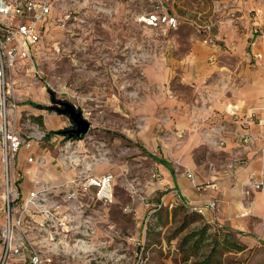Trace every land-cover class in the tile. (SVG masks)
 <instances>
[{"label":"rangeland","instance_id":"374dc122","mask_svg":"<svg viewBox=\"0 0 264 264\" xmlns=\"http://www.w3.org/2000/svg\"><path fill=\"white\" fill-rule=\"evenodd\" d=\"M232 1L60 0L27 58V73H19L15 66L0 74V98L5 101L13 100L16 106L26 101L44 104L49 106L47 111L56 113L50 108L53 96L72 103L90 124L76 138L51 134L70 121L52 129L45 121L50 114L33 107L34 114L26 119L10 111L14 118L9 130L32 141L55 137L56 155H65L69 163L76 150L89 155L86 167L90 161L104 170L119 167L109 209V238L97 239L89 264H264V239L240 232L236 237L183 204L157 201L160 190L152 186L154 160L148 156L146 141L138 137L143 129L153 143L155 120L164 124L169 107L189 105L201 96L207 79L199 80L195 88V80L187 75L196 71L181 60L192 44L224 43V32L232 24ZM237 3V14L254 8L264 15V0ZM155 11L174 16L176 26L143 25L140 18ZM193 87L199 89L197 93ZM161 130L162 148L168 150L165 131H170L163 126ZM2 136L0 118V180ZM76 139L83 149L72 144L67 148V141ZM121 165L126 171L120 170ZM128 184L136 188L131 195ZM2 193L0 183V202ZM134 199L146 204L139 216L132 208ZM101 232L105 234L102 228ZM224 234L229 244L237 243L240 248L225 250L214 245Z\"/></svg>","mask_w":264,"mask_h":264},{"label":"crops","instance_id":"0c3cea01","mask_svg":"<svg viewBox=\"0 0 264 264\" xmlns=\"http://www.w3.org/2000/svg\"><path fill=\"white\" fill-rule=\"evenodd\" d=\"M237 4V0L231 2L232 24L224 32V43L192 44L181 60L196 71L190 73L192 77L187 75L195 80V88L199 80L207 79L201 96L193 98L189 105L175 103L169 107L164 124L155 120L153 143L149 135L142 133L143 129L139 130L138 137L146 141L148 156L154 160L151 169L156 180L152 186L160 190L159 203L175 202L177 196V203L191 209L204 206L200 215L207 222L233 232L236 237L240 232L264 239V154H261V150L264 152V15L254 8L237 14ZM16 64L19 73H27V58H18ZM195 88L193 92L197 93L199 89L195 91ZM33 107V103L27 101L17 104L16 117L26 119L28 114H34ZM48 109L40 111L50 114L45 115V121L52 129L67 124V116ZM162 126L170 131H165L166 141L170 142L168 150L162 148ZM29 142L28 147H19L13 163L18 210H22L28 191L45 183L66 181L84 169L97 176L110 173L113 188L118 166L111 165L104 170L96 162L86 167L89 155L76 153V150L79 160L72 165L65 155H56L55 137L50 135L44 140ZM80 142L79 139L68 140L65 145L68 148L72 144L82 150ZM28 157L31 161H27ZM120 168L121 171L127 169L124 165ZM186 172L192 174V180L186 177ZM253 183H260L259 188L251 187ZM128 186L126 190L131 189V195L136 188ZM166 187L169 190L163 193L161 190ZM81 199L95 216L92 240L97 245L98 238H109L108 231L112 228L109 209L113 200L101 205L93 200L91 193ZM133 201V211L139 216L146 204ZM210 201L215 202L214 209L207 207ZM25 214L28 215V211H22L21 217ZM2 217L1 200L0 223ZM30 217L37 218L36 215ZM6 264L16 263L9 259Z\"/></svg>","mask_w":264,"mask_h":264},{"label":"built area","instance_id":"2783aa9c","mask_svg":"<svg viewBox=\"0 0 264 264\" xmlns=\"http://www.w3.org/2000/svg\"><path fill=\"white\" fill-rule=\"evenodd\" d=\"M59 1L0 0V74L4 69L15 67L18 58L29 57L43 34L52 10L58 8ZM140 20L145 26H164L167 29L176 26L175 17L163 11L147 13ZM262 32L264 36V22ZM15 110L13 100L0 98L3 134L0 264H6L9 259L16 264H70V261L89 264L97 249L92 240L96 219L81 197L91 193L95 202L109 204L112 200V175H91L84 169L66 181L45 183L38 189L28 191L22 210H18L16 176L12 166L19 147H28L30 142L7 128L14 118V112L10 111ZM261 154H264L263 150ZM31 159L28 157L27 161ZM185 175L192 180L191 173L186 172ZM259 186L260 183L251 184L253 188ZM174 201L179 202L177 196ZM207 207L214 209L215 202L210 201ZM204 209V206L192 207L199 214ZM22 211H28V215L21 217ZM30 215L37 218L33 220Z\"/></svg>","mask_w":264,"mask_h":264},{"label":"water","instance_id":"95a60500","mask_svg":"<svg viewBox=\"0 0 264 264\" xmlns=\"http://www.w3.org/2000/svg\"><path fill=\"white\" fill-rule=\"evenodd\" d=\"M53 100L55 99L51 96L50 101ZM57 102L60 107L55 106L53 110L58 114L67 116L70 124L72 125V127H65L64 129L59 130V132L62 135H66L68 138H76L86 133V131L89 129L90 124L81 114V112L67 100L57 99Z\"/></svg>","mask_w":264,"mask_h":264},{"label":"trees","instance_id":"16d2710c","mask_svg":"<svg viewBox=\"0 0 264 264\" xmlns=\"http://www.w3.org/2000/svg\"><path fill=\"white\" fill-rule=\"evenodd\" d=\"M53 97V96H52ZM54 98V97H53ZM34 107L38 108V109H48L49 107L43 105V104H39V103H34L33 104ZM51 133H60L59 131H52ZM229 231V230H227ZM226 236L227 234H224L222 237H221V240L220 242L218 241H214V245H221L223 247V249L225 250H229V248L231 249H237V248H240L239 245H237V243H228L226 240ZM214 247V246H213Z\"/></svg>","mask_w":264,"mask_h":264},{"label":"flooded vegetation","instance_id":"af4514ba","mask_svg":"<svg viewBox=\"0 0 264 264\" xmlns=\"http://www.w3.org/2000/svg\"><path fill=\"white\" fill-rule=\"evenodd\" d=\"M55 100H53V101H51V104H50V108H54L55 106H58V107H60V105H58V102H57V99L56 98H54ZM67 128H70V127H72V125L70 124L69 126H66ZM64 129V128H63ZM63 136H66V135H63Z\"/></svg>","mask_w":264,"mask_h":264},{"label":"bare ground","instance_id":"6f19581e","mask_svg":"<svg viewBox=\"0 0 264 264\" xmlns=\"http://www.w3.org/2000/svg\"><path fill=\"white\" fill-rule=\"evenodd\" d=\"M73 154H75V153H72V156L70 155V157H71V158H74V159H71V158L69 157V158H70L69 160H71V162H73L74 165H76V164L78 163V160H79V159H78V157H77L76 155L73 156ZM88 166H90L89 163L87 164V167H88Z\"/></svg>","mask_w":264,"mask_h":264}]
</instances>
